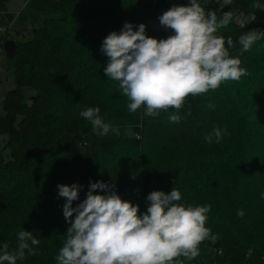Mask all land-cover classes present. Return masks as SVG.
Segmentation results:
<instances>
[{
    "label": "trees",
    "instance_id": "1",
    "mask_svg": "<svg viewBox=\"0 0 264 264\" xmlns=\"http://www.w3.org/2000/svg\"><path fill=\"white\" fill-rule=\"evenodd\" d=\"M9 1L0 0V19L31 24L32 36L16 40L14 57H7L16 86L5 95L0 115V135L8 136L0 150V254L4 243L14 252L19 231L26 230L40 243L30 245L35 254L26 251L17 264H58L70 227L58 185L82 186L76 207L90 183L103 181L117 194L131 188L130 200L139 191L140 214L152 191L170 193L174 187L182 195L179 203L210 205L206 227L215 239L205 240L193 260L178 257L182 264H264V37L242 54L238 43L246 32H264V9L254 7L264 0H235L233 9L201 5L218 17L234 11L247 18L242 24L234 18L216 33L233 39L229 53L247 75L189 96L178 111L162 110L155 117L145 116L143 106L129 111L119 82L104 73L109 58L100 50L126 22L134 30L143 23L150 37L168 38L148 26L153 4L28 0L30 7L14 14ZM10 38L8 31L0 33V50ZM88 107L100 108V117L112 126L107 135H98L80 115ZM172 114L181 121L170 122ZM214 128L222 131L219 143L205 139Z\"/></svg>",
    "mask_w": 264,
    "mask_h": 264
},
{
    "label": "clouds",
    "instance_id": "2",
    "mask_svg": "<svg viewBox=\"0 0 264 264\" xmlns=\"http://www.w3.org/2000/svg\"><path fill=\"white\" fill-rule=\"evenodd\" d=\"M216 2L223 9L233 0ZM254 7L264 9L259 3ZM234 18L239 20L234 11L218 17L216 11L206 12L198 0H190L187 6H173L159 17L160 24L174 33L166 39L146 35L143 23L134 30L126 22L119 33L113 31L103 40L100 50L109 58L104 73L119 82L122 94L130 101L131 113L142 106L148 117L170 108L178 111L187 97L205 94L223 82L239 81L247 75L241 60L229 53V48L234 47L233 39L229 36L225 40L216 34ZM262 37L264 32L258 30L241 35V54ZM100 111L99 107H88L80 115L91 122L94 132L104 136L112 126L104 122ZM169 120L179 123L181 116L172 114ZM213 137L219 143L221 129L214 128L205 139L211 143ZM81 187L58 185V195L66 200L63 215L70 223L56 257L58 264H182L178 257L193 260L205 240L215 239L206 227L210 205L179 203L182 195L175 187L170 193L152 191L144 214H140L139 205L122 199L103 181L90 183L86 199L73 207ZM97 190L104 194H95ZM237 214L243 217L244 212ZM17 240L14 252H9L7 243L3 244L0 264H17L25 258L26 251L34 255L31 246L40 243L26 230L19 231Z\"/></svg>",
    "mask_w": 264,
    "mask_h": 264
},
{
    "label": "rangeland",
    "instance_id": "3",
    "mask_svg": "<svg viewBox=\"0 0 264 264\" xmlns=\"http://www.w3.org/2000/svg\"><path fill=\"white\" fill-rule=\"evenodd\" d=\"M149 3L154 5V11L149 19L148 26L150 29L158 32L159 34H167L168 36L173 35V31L171 29L163 27L159 22V17L167 10H169L173 6H187L190 2V0H146ZM198 3L200 5H204L207 3L213 4L216 3V0H198ZM219 5V4H218ZM235 5V0H233V3L231 5H226L223 9H233ZM28 6V0H10L8 2V10L14 14H18L23 8ZM17 17V16H16ZM41 17V16H40ZM246 17L240 18L238 20L239 23H243L246 21ZM39 24V23H38ZM8 22L0 19V33L5 34L7 31L10 33V39L16 41V40H27L31 38L32 36V26L29 23H19V19L17 18L15 21H13L12 26L8 28L6 32H3L1 29L3 27H8ZM0 115L4 114L3 109V99L7 92L14 89L16 86V81L14 76L11 74V72L7 69V56L6 53H4L3 49L0 50ZM26 94H29L31 92L29 89H24ZM8 140V136L6 135H0V150L3 149L6 142ZM9 154V151L6 152ZM132 191V190H131ZM131 193V192H130ZM130 195V194H129ZM127 201H130V197L127 199Z\"/></svg>",
    "mask_w": 264,
    "mask_h": 264
},
{
    "label": "water",
    "instance_id": "4",
    "mask_svg": "<svg viewBox=\"0 0 264 264\" xmlns=\"http://www.w3.org/2000/svg\"><path fill=\"white\" fill-rule=\"evenodd\" d=\"M4 49L9 58H13L17 49V43L14 40H8L5 42ZM131 190V188H122L118 191V195H120L122 199L126 200Z\"/></svg>",
    "mask_w": 264,
    "mask_h": 264
},
{
    "label": "built area",
    "instance_id": "5",
    "mask_svg": "<svg viewBox=\"0 0 264 264\" xmlns=\"http://www.w3.org/2000/svg\"><path fill=\"white\" fill-rule=\"evenodd\" d=\"M243 18V17H242ZM241 18V19H242ZM14 21H15V19H14ZM13 24V21H11L10 23H9V26L8 27H3L1 30L3 31V32H6L7 30H8V28L11 26ZM0 57H1V55H0ZM129 198V196L127 197V199ZM140 198H141V194H140V192L139 191H134V194H133V197L131 198V201H132V203L134 204V205H139V210L141 211V205H140ZM219 252H221V250L219 251Z\"/></svg>",
    "mask_w": 264,
    "mask_h": 264
},
{
    "label": "bare ground",
    "instance_id": "6",
    "mask_svg": "<svg viewBox=\"0 0 264 264\" xmlns=\"http://www.w3.org/2000/svg\"><path fill=\"white\" fill-rule=\"evenodd\" d=\"M9 40H12V39H9ZM5 45V44H4ZM3 49H4V47H3ZM4 51H5V49H4ZM5 53H6V51H5ZM6 56L9 58V56L7 55V53H6Z\"/></svg>",
    "mask_w": 264,
    "mask_h": 264
},
{
    "label": "crops",
    "instance_id": "7",
    "mask_svg": "<svg viewBox=\"0 0 264 264\" xmlns=\"http://www.w3.org/2000/svg\"><path fill=\"white\" fill-rule=\"evenodd\" d=\"M8 8V7H7ZM8 12H10L9 10H8ZM10 13H12V12H10Z\"/></svg>",
    "mask_w": 264,
    "mask_h": 264
}]
</instances>
